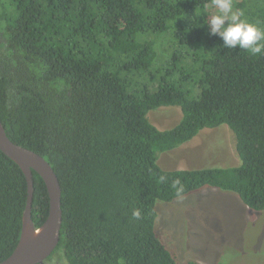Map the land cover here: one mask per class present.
<instances>
[{
  "label": "trees",
  "instance_id": "1",
  "mask_svg": "<svg viewBox=\"0 0 264 264\" xmlns=\"http://www.w3.org/2000/svg\"><path fill=\"white\" fill-rule=\"evenodd\" d=\"M214 9L211 0H0V120L12 142L50 163L62 189L51 259L175 264L155 229L157 203L203 188L264 211V51L223 48L206 27ZM234 10L264 30V0H235ZM166 106L183 117L162 131L147 115ZM222 125L240 166L159 165L160 152ZM33 178L40 227L50 198ZM27 199L24 172L0 150V262L19 243Z\"/></svg>",
  "mask_w": 264,
  "mask_h": 264
},
{
  "label": "rangeland",
  "instance_id": "2",
  "mask_svg": "<svg viewBox=\"0 0 264 264\" xmlns=\"http://www.w3.org/2000/svg\"><path fill=\"white\" fill-rule=\"evenodd\" d=\"M147 117L163 131L178 125L183 114L178 106H166ZM158 163L165 170H190L234 168L241 161L235 134L222 125L160 152ZM157 212V235L175 264H264V211L249 209L234 192L203 188L172 202H158Z\"/></svg>",
  "mask_w": 264,
  "mask_h": 264
},
{
  "label": "water",
  "instance_id": "3",
  "mask_svg": "<svg viewBox=\"0 0 264 264\" xmlns=\"http://www.w3.org/2000/svg\"><path fill=\"white\" fill-rule=\"evenodd\" d=\"M0 150L20 166L28 184V199L19 243L14 252L0 264H45L60 242L63 222L62 189L58 176L50 163L41 155L12 142L1 120ZM33 171L45 182L50 198L48 217L40 227H36L32 216Z\"/></svg>",
  "mask_w": 264,
  "mask_h": 264
},
{
  "label": "clouds",
  "instance_id": "4",
  "mask_svg": "<svg viewBox=\"0 0 264 264\" xmlns=\"http://www.w3.org/2000/svg\"><path fill=\"white\" fill-rule=\"evenodd\" d=\"M211 6L217 11L210 16L206 27L209 35L222 40L223 48H239L253 56L264 51V30L241 19L243 14L234 10L233 0H211ZM133 216L139 219V210L134 211Z\"/></svg>",
  "mask_w": 264,
  "mask_h": 264
},
{
  "label": "flooded vegetation",
  "instance_id": "5",
  "mask_svg": "<svg viewBox=\"0 0 264 264\" xmlns=\"http://www.w3.org/2000/svg\"><path fill=\"white\" fill-rule=\"evenodd\" d=\"M54 253V252H53ZM52 253V254H53ZM45 264H63V263H59V262H56V260H55V258L53 259V257H52V259H51V256L45 261Z\"/></svg>",
  "mask_w": 264,
  "mask_h": 264
},
{
  "label": "crops",
  "instance_id": "6",
  "mask_svg": "<svg viewBox=\"0 0 264 264\" xmlns=\"http://www.w3.org/2000/svg\"><path fill=\"white\" fill-rule=\"evenodd\" d=\"M240 198V197H239ZM241 200V199H240ZM242 201V200H241ZM246 206V205H245Z\"/></svg>",
  "mask_w": 264,
  "mask_h": 264
}]
</instances>
